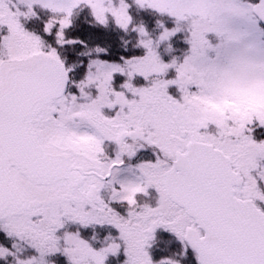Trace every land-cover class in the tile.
Masks as SVG:
<instances>
[{
  "label": "snow or ice",
  "instance_id": "obj_1",
  "mask_svg": "<svg viewBox=\"0 0 264 264\" xmlns=\"http://www.w3.org/2000/svg\"><path fill=\"white\" fill-rule=\"evenodd\" d=\"M0 264H264V0H0Z\"/></svg>",
  "mask_w": 264,
  "mask_h": 264
}]
</instances>
